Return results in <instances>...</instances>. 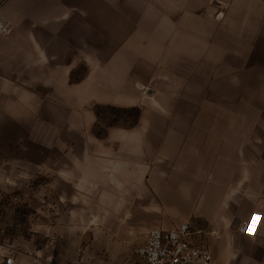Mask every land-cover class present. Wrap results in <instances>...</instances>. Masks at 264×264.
Instances as JSON below:
<instances>
[{"label": "crops", "instance_id": "crops-1", "mask_svg": "<svg viewBox=\"0 0 264 264\" xmlns=\"http://www.w3.org/2000/svg\"><path fill=\"white\" fill-rule=\"evenodd\" d=\"M0 14L13 28L0 34V151L50 111L93 125L97 106L136 110L100 141L101 163L71 166L82 213L125 234L189 224L213 264H264V60L222 81L207 52L222 16L264 28V0H0ZM254 214L252 238L239 226Z\"/></svg>", "mask_w": 264, "mask_h": 264}, {"label": "rangeland", "instance_id": "rangeland-1", "mask_svg": "<svg viewBox=\"0 0 264 264\" xmlns=\"http://www.w3.org/2000/svg\"><path fill=\"white\" fill-rule=\"evenodd\" d=\"M262 26L229 23L223 16L215 23L214 47L207 52L215 50L216 61L221 55L223 71L216 74L222 81L230 78V64L245 63L248 58L250 64L258 65L264 60V37L256 34ZM252 73L258 83L261 73ZM206 74L214 79L213 72ZM238 79H245V72H238ZM253 90L255 97L260 95L261 87ZM94 110L98 118L93 125L82 119L70 121L67 112H47L44 119L30 120L28 137L21 141L12 137L13 149L0 151V264L9 257L15 264H32L35 259L46 264L50 257L55 264H145L134 253L144 243L145 233L120 232L111 215H84L70 182L74 164L101 163L100 141L109 128L131 127L138 115L136 110L109 106Z\"/></svg>", "mask_w": 264, "mask_h": 264}, {"label": "built area", "instance_id": "built-area-1", "mask_svg": "<svg viewBox=\"0 0 264 264\" xmlns=\"http://www.w3.org/2000/svg\"><path fill=\"white\" fill-rule=\"evenodd\" d=\"M12 25L0 14V34L12 32ZM263 220L262 214H254L251 220L242 223L239 231L247 237H256ZM195 232L189 224H181L173 230L153 227L142 245L134 249V253L145 264H213V257L208 246L194 242ZM9 257L6 264H14ZM40 259H35L37 264ZM46 264H55L52 257L45 259Z\"/></svg>", "mask_w": 264, "mask_h": 264}]
</instances>
